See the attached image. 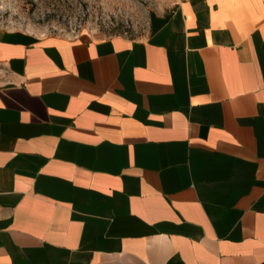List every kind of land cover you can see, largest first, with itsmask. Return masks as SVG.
Returning <instances> with one entry per match:
<instances>
[{
  "label": "crops",
  "instance_id": "0c3cea01",
  "mask_svg": "<svg viewBox=\"0 0 264 264\" xmlns=\"http://www.w3.org/2000/svg\"><path fill=\"white\" fill-rule=\"evenodd\" d=\"M0 65V264H264V0Z\"/></svg>",
  "mask_w": 264,
  "mask_h": 264
},
{
  "label": "rangeland",
  "instance_id": "374dc122",
  "mask_svg": "<svg viewBox=\"0 0 264 264\" xmlns=\"http://www.w3.org/2000/svg\"><path fill=\"white\" fill-rule=\"evenodd\" d=\"M177 0H0V29L35 36L144 40L175 10ZM0 65V85L6 81Z\"/></svg>",
  "mask_w": 264,
  "mask_h": 264
}]
</instances>
